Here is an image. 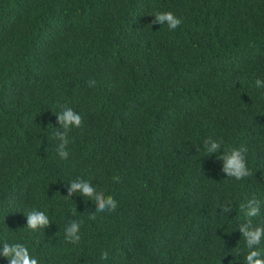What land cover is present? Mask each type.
Returning a JSON list of instances; mask_svg holds the SVG:
<instances>
[{"label": "trees", "instance_id": "trees-1", "mask_svg": "<svg viewBox=\"0 0 264 264\" xmlns=\"http://www.w3.org/2000/svg\"><path fill=\"white\" fill-rule=\"evenodd\" d=\"M156 12L182 23L152 24ZM257 79L264 0H0V246L24 244L38 264H245L240 205L261 201L252 223L264 225ZM64 107L82 117L67 159L54 136ZM208 138L220 152L206 155ZM232 149H247L250 177L222 172ZM77 178L116 210L65 199ZM32 210L50 226L27 229Z\"/></svg>", "mask_w": 264, "mask_h": 264}, {"label": "clouds", "instance_id": "clouds-1", "mask_svg": "<svg viewBox=\"0 0 264 264\" xmlns=\"http://www.w3.org/2000/svg\"><path fill=\"white\" fill-rule=\"evenodd\" d=\"M152 24L167 25L170 31L176 30L182 23L181 19L172 12H156L153 15ZM89 87H95V81H88ZM257 88L264 87V81L257 79L255 81ZM57 123L60 126L59 130L54 133L55 139L59 141L57 146V154L62 159H67L69 153L67 146L69 144V133L72 129L82 126V117L71 107H64L55 114ZM204 148L207 156L217 154L221 151V142L208 138L204 141ZM247 149H232L231 151L223 152L217 158L222 161V172L230 178L242 180L250 177L252 172L247 167V162L244 153ZM113 182L119 183L120 177H113ZM67 197L70 199L76 193H79L88 200L95 201V212H114L117 208V201L111 196H106L104 192H98L91 181L77 178L68 184ZM261 201L252 198L247 203L240 205V210L247 217L245 223L239 227V232L246 243L249 250L245 256V264H264V254L259 251L261 242L264 241V225H253L252 218L260 215ZM233 210L229 205H223L220 208L221 214L227 217V214ZM90 214V218H95L94 213ZM27 229L36 232L40 229H46L50 226L49 217L42 211L32 210L26 215ZM81 222L72 220L65 228V237L70 243H76L80 240ZM0 256L7 259L8 264H38V260L33 257L27 246L20 243L9 244L4 242L0 246ZM101 259H108V252H101Z\"/></svg>", "mask_w": 264, "mask_h": 264}]
</instances>
